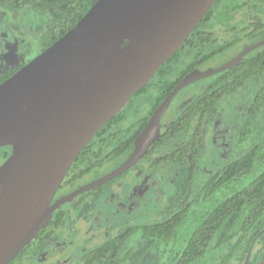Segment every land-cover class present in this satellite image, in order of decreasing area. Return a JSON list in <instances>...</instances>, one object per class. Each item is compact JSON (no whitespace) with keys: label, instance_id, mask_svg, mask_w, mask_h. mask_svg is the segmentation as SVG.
<instances>
[{"label":"water","instance_id":"95a60500","mask_svg":"<svg viewBox=\"0 0 264 264\" xmlns=\"http://www.w3.org/2000/svg\"><path fill=\"white\" fill-rule=\"evenodd\" d=\"M216 1L99 0L69 32L0 84V148L13 147L0 166V264H10L50 222L64 202L53 200L81 152L176 54ZM261 46L264 40L220 67L188 75L129 158L70 197L141 160L159 140L162 117L180 90L236 66ZM254 244L244 264L251 263Z\"/></svg>","mask_w":264,"mask_h":264},{"label":"trees","instance_id":"16d2710c","mask_svg":"<svg viewBox=\"0 0 264 264\" xmlns=\"http://www.w3.org/2000/svg\"><path fill=\"white\" fill-rule=\"evenodd\" d=\"M98 1L0 0V10L33 15V20L41 21L33 30L40 54L76 26ZM263 40L264 0H217L185 45L97 133L67 175L71 173L70 177H74L76 167L88 171L94 162L102 163L105 154L111 159L121 156L122 150L130 151L148 122L145 117L136 118V114L141 108L154 113L190 70L206 69L219 60L224 63ZM2 48L0 22V51ZM22 66L1 74L0 84ZM152 87L157 93L147 94ZM200 91L163 135L161 143L171 134L192 132L194 135L198 115L200 158L207 150L206 138L210 139L217 118L228 114L233 116L234 126L232 156L221 159L211 173L198 174L197 208L182 212L170 221L145 227L141 234L144 240L145 236L153 237L156 248L164 247L154 264H244L254 241L250 264H257L264 260V46L249 53L236 66L202 80ZM137 124L141 125L138 130ZM123 135L129 138V143L118 142ZM116 147L122 150L110 153ZM12 153V146L0 148V166ZM190 187L195 188L193 183ZM32 244L10 264L29 256Z\"/></svg>","mask_w":264,"mask_h":264},{"label":"flooded vegetation","instance_id":"af4514ba","mask_svg":"<svg viewBox=\"0 0 264 264\" xmlns=\"http://www.w3.org/2000/svg\"><path fill=\"white\" fill-rule=\"evenodd\" d=\"M4 40L3 37V43ZM184 54L188 56L189 53ZM198 70L201 69L197 67L190 70L185 78ZM195 83L198 81L192 84ZM187 87L177 93L163 115L159 140L135 165L106 183L92 186L70 197L81 188L112 173L129 158L144 129L176 88L154 113L151 114L150 109L141 108V112L136 114V118L145 117L148 122L141 129L130 151L116 147L110 153L121 149V156L109 159L108 154H105L102 163L94 162V167L88 171L82 172L81 168L76 167L74 177H70L71 173L66 176L53 204L62 200L64 202L31 242L33 247L29 250V256L16 259L13 264H154L158 261L156 257L164 247L159 245L156 248L157 244L151 236H145L144 240L142 229L170 221L182 212L197 208L198 174L211 173L221 159L231 157L233 152V116L228 114L217 118L208 141L206 136L207 150L200 158L198 115L194 135L192 132H184L179 136L171 134L161 143L163 135L198 97L197 93L185 104L187 98L181 99L180 95ZM147 92L154 95L157 93L155 87ZM181 104L183 108L169 122V111L176 107L180 109ZM135 109L139 110L137 107ZM135 126L138 130L141 125ZM118 142L127 144L129 138L123 135ZM192 183L195 186L193 189L190 187Z\"/></svg>","mask_w":264,"mask_h":264},{"label":"rangeland","instance_id":"374dc122","mask_svg":"<svg viewBox=\"0 0 264 264\" xmlns=\"http://www.w3.org/2000/svg\"><path fill=\"white\" fill-rule=\"evenodd\" d=\"M32 16L28 14H13L0 10V22L3 27V37L5 39L3 48L0 51V75L11 72L21 64H26L39 54L40 46L38 41L33 37V30H35L37 23L39 25L41 24V21L33 20ZM19 43L21 45H18ZM222 63L223 60H219L212 66H219ZM201 87L202 81H198L197 84H192L184 89L180 95L182 97L181 99L187 98L184 103L187 104L197 93L199 94ZM179 107L180 109L176 107L169 111L167 115L169 122L173 121V118L179 114V110L183 108L182 104Z\"/></svg>","mask_w":264,"mask_h":264}]
</instances>
